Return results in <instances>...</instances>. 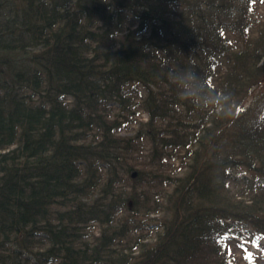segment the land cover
<instances>
[{
    "label": "trees",
    "instance_id": "1",
    "mask_svg": "<svg viewBox=\"0 0 264 264\" xmlns=\"http://www.w3.org/2000/svg\"><path fill=\"white\" fill-rule=\"evenodd\" d=\"M262 87L264 0H0V264H257Z\"/></svg>",
    "mask_w": 264,
    "mask_h": 264
},
{
    "label": "rangeland",
    "instance_id": "2",
    "mask_svg": "<svg viewBox=\"0 0 264 264\" xmlns=\"http://www.w3.org/2000/svg\"><path fill=\"white\" fill-rule=\"evenodd\" d=\"M264 96V87L257 89L254 93L253 96L250 97L248 103L246 106H248L249 104L252 103V101L254 100V97L256 98H262ZM262 116L264 117V114H262ZM147 114L146 113H141L139 120H147ZM137 128V125L132 126V128H126L121 132V135L123 136H128V135H132L134 133V130ZM244 241L241 239H235L233 242V246L235 247V249L237 250V256H239V258L242 260V252H240V248H239V244H242ZM246 245L248 246L249 251H252L256 257H257V264H264V238L260 239L258 241V244L255 243H246Z\"/></svg>",
    "mask_w": 264,
    "mask_h": 264
},
{
    "label": "water",
    "instance_id": "3",
    "mask_svg": "<svg viewBox=\"0 0 264 264\" xmlns=\"http://www.w3.org/2000/svg\"><path fill=\"white\" fill-rule=\"evenodd\" d=\"M135 174V173H134Z\"/></svg>",
    "mask_w": 264,
    "mask_h": 264
}]
</instances>
